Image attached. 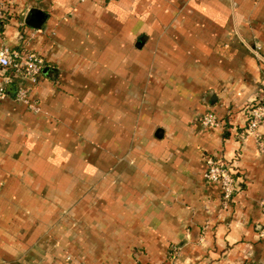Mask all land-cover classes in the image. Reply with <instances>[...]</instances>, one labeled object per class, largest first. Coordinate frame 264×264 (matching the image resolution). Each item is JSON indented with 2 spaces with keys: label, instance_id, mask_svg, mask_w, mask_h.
Instances as JSON below:
<instances>
[{
  "label": "crops",
  "instance_id": "obj_1",
  "mask_svg": "<svg viewBox=\"0 0 264 264\" xmlns=\"http://www.w3.org/2000/svg\"><path fill=\"white\" fill-rule=\"evenodd\" d=\"M0 5V48L44 61L36 81L0 67V264H264V154L246 131L264 0ZM208 157L238 181L228 207Z\"/></svg>",
  "mask_w": 264,
  "mask_h": 264
},
{
  "label": "built area",
  "instance_id": "obj_2",
  "mask_svg": "<svg viewBox=\"0 0 264 264\" xmlns=\"http://www.w3.org/2000/svg\"><path fill=\"white\" fill-rule=\"evenodd\" d=\"M84 1V0H82ZM4 19V7L0 5V22ZM0 67L8 69L12 67L18 74L25 79L36 81L41 75L44 61L36 54H27L26 57L19 53L12 52L8 47L0 48ZM10 77L2 74L0 80V101L7 97V84L10 82ZM15 99L28 106V108L39 113L38 105L31 101L29 94L24 89H17ZM200 125L203 128H211L220 126L221 123L218 117L212 113L207 112L199 119ZM248 135L255 138L256 146L261 154H264V97L248 109V123L246 127ZM204 179L208 184H215L221 191V197L225 207H228L233 197L239 192V184L234 177V172L231 166L222 158L208 157L205 160ZM262 209L264 215V200L262 201ZM264 225V223H263Z\"/></svg>",
  "mask_w": 264,
  "mask_h": 264
},
{
  "label": "trees",
  "instance_id": "obj_3",
  "mask_svg": "<svg viewBox=\"0 0 264 264\" xmlns=\"http://www.w3.org/2000/svg\"><path fill=\"white\" fill-rule=\"evenodd\" d=\"M4 18H5V16H4ZM3 20H4V19H3ZM3 20H2V21H3ZM8 69H11V70H13V68H12V67H10V68H8Z\"/></svg>",
  "mask_w": 264,
  "mask_h": 264
},
{
  "label": "water",
  "instance_id": "obj_4",
  "mask_svg": "<svg viewBox=\"0 0 264 264\" xmlns=\"http://www.w3.org/2000/svg\"><path fill=\"white\" fill-rule=\"evenodd\" d=\"M36 19H34V22H35Z\"/></svg>",
  "mask_w": 264,
  "mask_h": 264
}]
</instances>
